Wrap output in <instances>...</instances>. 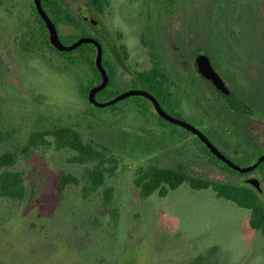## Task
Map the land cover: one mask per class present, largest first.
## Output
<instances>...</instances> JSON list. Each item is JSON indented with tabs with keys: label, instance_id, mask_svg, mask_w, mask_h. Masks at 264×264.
Returning <instances> with one entry per match:
<instances>
[{
	"label": "rangeland",
	"instance_id": "rangeland-1",
	"mask_svg": "<svg viewBox=\"0 0 264 264\" xmlns=\"http://www.w3.org/2000/svg\"><path fill=\"white\" fill-rule=\"evenodd\" d=\"M61 1L78 16L87 5V0ZM111 2L113 10L109 8L106 21L96 14L100 29L85 23L88 30L80 27L70 31L69 37L60 29L62 42L71 45L82 36L97 38L104 46L106 62L105 42L95 33L105 36L108 30L113 39L114 31L138 17L136 13L143 7L142 0ZM173 2L179 3L177 14L188 17L191 32H199L221 47L222 60L242 62L264 43V0ZM32 5V0H0V128L4 134H13L10 140L0 138V155L8 150L18 152L17 163L10 170L23 172L29 189L20 203L0 198V264H264V237L251 228L250 210L218 197L212 189L194 190L188 184L170 190L166 197L158 193L141 196L135 184L138 171L151 165L166 166L161 164L162 152L155 142L172 149L183 147V135L177 132L182 129L169 124L171 129L160 127L162 122L149 116L144 126L147 131L142 130V114L131 109L136 100L146 104L139 97L107 109L90 105L80 94L86 81L79 68L67 64L63 55L49 47L43 52L24 47L23 55L19 53L30 30ZM143 13L148 18L151 12ZM216 19L219 24L214 23ZM229 19L235 20V34L226 31L223 21ZM132 32L125 31V38H118L117 43L130 42L131 62L139 69L144 52ZM127 78L121 75V83L113 80L97 101L108 102L131 90L132 86L122 84ZM92 115H99L103 123L95 120L101 127L86 119ZM196 116L194 111L190 114ZM54 125L74 127L86 140L113 151L119 169L104 187L115 191L109 208L104 206L103 188L87 199L81 186L69 185L59 192L62 174L81 177L84 171V166L71 163L73 152L51 146L22 153L29 133L49 131ZM192 140L189 136L187 142ZM258 155L250 152L234 161L247 167ZM199 160L196 175L240 183L239 178L219 169L222 164L215 158L211 161L218 167L204 158ZM258 196L264 203V196Z\"/></svg>",
	"mask_w": 264,
	"mask_h": 264
},
{
	"label": "flooded vegetation",
	"instance_id": "flooded-vegetation-1",
	"mask_svg": "<svg viewBox=\"0 0 264 264\" xmlns=\"http://www.w3.org/2000/svg\"><path fill=\"white\" fill-rule=\"evenodd\" d=\"M51 1L59 2L63 9L68 10L78 22V25L74 27L71 25H60L57 27L51 16L47 13L45 8V4L47 3L41 0L44 11L57 28L60 40V29L64 35L70 34V31L79 30L80 27L88 30L85 23L89 24L92 28L98 29L102 23H100V20L98 21L96 14L105 17L104 20L106 21L109 12L113 10L111 0H108V4L104 6L102 11H99L92 4L91 0H87L86 7L80 11L81 13L78 16L70 8H67L63 1ZM142 1L143 7L141 5L142 8L140 7L136 13L138 17H135L134 15L136 14H133L134 18L132 20L124 23L125 25H123V28L121 26L119 31H114L115 37L113 39L110 37L111 35L108 30H105V36L101 32V34L95 33L102 38L106 46L107 59L105 62L104 46L97 38L95 39L102 47V64L109 77L105 88L108 87L109 89L113 80L115 83L116 81L119 82L120 76L126 75L128 78L122 81V84L132 86V89L128 91L142 90L152 94L169 116L198 129L234 165L238 166L234 161L235 159H240L243 155L245 157L250 152H252V155L259 153L257 157L252 158L250 165L255 163L260 157L264 156V47L262 46L264 43L261 41L258 50L255 51L253 49L251 51L252 54L250 53L248 56H245L242 62L233 63L222 60L220 57L221 47L216 46L211 41L208 42L199 32H191V28H188L187 25L189 23L188 17L182 18L177 14L179 3L173 2V0H160L162 2H159V0ZM32 3L34 14H30V30L25 42L18 47L19 53L23 55L24 47L40 48L41 52L49 47L60 54L68 53L57 50L51 44L48 27L38 12L35 1L32 0ZM109 8L110 11L108 12ZM144 10L151 12L148 14V18L143 17ZM113 15L117 16V14ZM230 16L233 18V15ZM223 22L227 24L226 31L235 34L233 27L235 20L229 19ZM214 23L219 24L217 19ZM222 28L225 29L223 24ZM125 31H133V34L136 32L135 37L139 40V47L141 46V50L144 52L138 61L139 69H136L134 63L131 62L129 54L130 42L126 40V43H117L118 38L120 41L123 40V37L125 38ZM82 38L84 37L82 36ZM80 39L75 40L73 44ZM86 44H82L79 47ZM93 46L96 48L94 61L98 74L95 69L82 66L80 63V50L74 53L76 55H73V58H79V60H76L73 65L69 64L70 66L79 68V74L85 79L82 80L86 81V84L89 81H93L92 87L102 82V75L96 64L97 47ZM63 58L67 61L66 56L63 55ZM207 70H210L220 78L227 90L238 100L240 103L238 106H242L241 109L228 103L207 78ZM110 74L114 75L110 78ZM98 75H100V79H98ZM241 76L242 79L240 81ZM85 85H81V97L94 106L88 99L92 87L88 91L87 98L83 95ZM100 92L96 94V99ZM135 97L141 96H130L121 101ZM149 102L152 105L148 111L139 109L145 122L144 125L140 123L141 129H145L147 117L150 116L162 122L158 123L160 127L171 129L166 125L169 124L182 129L177 132L183 135L182 139L185 143L183 147L172 149L159 140L155 142V147L160 149V153L162 152L160 156L162 158L161 164L166 166L186 165L187 169L195 174L197 170L195 163L198 159L204 158L207 164L218 167L215 165L216 163L214 164L211 161V159L215 158L222 164V167L218 168L230 176L239 179L259 178L264 192V169L261 168L264 166V161L250 172H239L231 168L218 158L198 136L183 126L162 118L156 112L153 103L150 100ZM132 107L131 109L137 111L135 107ZM193 111L198 116L194 118L190 117ZM152 118L150 124H153ZM145 131L147 130L145 129ZM188 135L193 138L191 142H187Z\"/></svg>",
	"mask_w": 264,
	"mask_h": 264
},
{
	"label": "trees",
	"instance_id": "trees-1",
	"mask_svg": "<svg viewBox=\"0 0 264 264\" xmlns=\"http://www.w3.org/2000/svg\"><path fill=\"white\" fill-rule=\"evenodd\" d=\"M43 1L47 3L45 4L47 13L51 16L57 27L60 25H71L73 27L78 25L74 16L68 10L63 9L59 2L51 0ZM91 1L99 11H102L104 6L108 4V0ZM65 36L69 37L70 34ZM45 38L47 40L46 36ZM48 44L50 43L48 42ZM78 50L81 52L80 63L82 66L91 67L98 74L94 61L96 48L93 45L86 44L74 51L61 54L67 57L68 64L73 65L76 60H79V58H73V54ZM112 75L114 74H110V78ZM98 79H100V75H98ZM92 85L93 81H89L85 85L83 91L85 98H87L88 91ZM107 89L108 87L98 95L106 92ZM139 99L145 100L146 104L136 100L133 107L137 111L139 109L148 111L152 104L149 100L142 97H139ZM98 109L107 108L98 107ZM91 117V119L85 118L94 125H98L95 119H98L100 123L102 122L99 115H92ZM98 126L101 127V125ZM12 136V133L4 134L0 128V138L10 140ZM51 146H55L59 151L69 150L73 152L74 155L70 160L71 163L84 166L81 177H76L72 174H62L60 176L57 186L59 192L62 193L69 185L81 186L83 197L87 199L91 194L103 188L104 206L109 208L113 202L115 191L112 187H104L106 180L111 176H115L119 169V163L116 156L112 154L113 151L95 141L86 140L80 131L74 127L54 125L49 131L29 133L22 153L28 155L29 151L33 148H50ZM17 159V151L8 150L0 155V198L20 203L27 198L29 189L24 173L10 170L17 163ZM135 184L140 189V194L143 198H147L154 193H158L161 197H166L170 190H176L183 184H188L194 190L212 189L218 197L231 201L241 208L250 210L251 217L249 224L251 228L259 231L264 236V203L258 196V193L249 187L237 183L203 178L194 174L187 169L186 165L182 164L178 166L151 165L141 168L136 176ZM34 196V194L31 195L32 198ZM103 264L109 263L104 262Z\"/></svg>",
	"mask_w": 264,
	"mask_h": 264
},
{
	"label": "water",
	"instance_id": "water-1",
	"mask_svg": "<svg viewBox=\"0 0 264 264\" xmlns=\"http://www.w3.org/2000/svg\"><path fill=\"white\" fill-rule=\"evenodd\" d=\"M35 1V5L37 7L38 12L40 13L42 19L45 21L48 30H49V39L51 44L59 51L62 52H69V51H73L76 48H78L80 45L82 44H86V43H91L93 45H95L97 47V57H96V64H97V68L99 69V71L101 72L102 75V82L95 85L94 87L91 88L90 92H89V102L91 104H93L96 107H100V108H106V107H110L114 104H116L117 102L130 97V96H141L144 97L146 99H149L153 105L154 108L156 110V112L164 119L168 120L171 123L177 124L179 126H183L184 128L188 129L189 131H191L193 134H195L196 136H198L209 148L210 150L218 157L220 158L222 161H224L228 166H230L231 168L239 171V172H250L252 171L254 168H256L261 162L264 161V156L260 157L255 163H253L252 165L246 167V168H240L236 165H234L230 160L226 159L212 144L211 142L204 136V134H202L198 129H196L195 127L177 120L171 116H169L160 106L159 102L157 101V99L150 94L147 91H142V90H133V91H128L125 93L120 94L119 96L115 97L114 99L108 101V102H98L96 99V94L98 92H100L101 90H103L109 81V77L107 72L105 71L103 64H102V47L100 45V43L98 41H96L93 38H82L80 40H78L77 42H75L72 45H65L61 42L60 38H59V34L57 31V28L55 26V24L52 22V20L50 19V17L47 15V13L44 11L43 7H42V3L41 0H34ZM208 71V70H207ZM207 74V78L213 83V85L215 86V88L223 95V97L228 101L229 104L233 105L236 108L241 109V107L238 106V104H240L238 102V100H236V98L230 93L229 90H227V88L224 86L223 82L220 80L219 77H217V75H215L213 72H211L210 70L208 71ZM240 184L246 187H249L251 189H253L256 193L262 195V197L264 196V192L262 189V185L259 179L257 178H247V179H240L239 180Z\"/></svg>",
	"mask_w": 264,
	"mask_h": 264
}]
</instances>
